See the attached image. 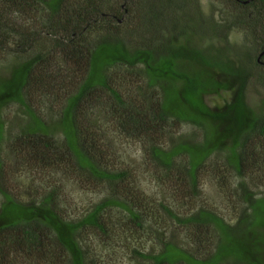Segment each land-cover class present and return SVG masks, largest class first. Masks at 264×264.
I'll list each match as a JSON object with an SVG mask.
<instances>
[{
    "label": "trees",
    "instance_id": "obj_1",
    "mask_svg": "<svg viewBox=\"0 0 264 264\" xmlns=\"http://www.w3.org/2000/svg\"><path fill=\"white\" fill-rule=\"evenodd\" d=\"M218 1L0 0V264H264V0Z\"/></svg>",
    "mask_w": 264,
    "mask_h": 264
},
{
    "label": "rangeland",
    "instance_id": "obj_2",
    "mask_svg": "<svg viewBox=\"0 0 264 264\" xmlns=\"http://www.w3.org/2000/svg\"><path fill=\"white\" fill-rule=\"evenodd\" d=\"M201 7L205 13L212 12L213 9L218 11L219 9H222V5L219 4L218 0H200ZM242 36L234 34V37L230 39L231 43L236 44L237 47H240L239 45L242 44ZM248 45V43H246ZM250 48V44L248 45ZM250 50V49H249ZM250 54H252L251 51H249ZM247 100L249 104L254 108H264V84H260L259 82H250L249 87L247 90ZM229 99V96L227 94H222L221 96H210L206 98V102L211 107L219 106L226 102V100ZM16 112V114H15ZM12 120L20 121L23 119L21 115L18 114L17 110H13L10 115ZM142 179H149L148 175H143ZM144 190L150 194L155 195L154 189L152 188V185L148 183H144ZM203 197L206 202H209L210 204L217 205L220 209H222L224 212L228 213V217L233 219L235 221L236 216L235 213L236 209H233V198L231 199H223L221 195H219L217 192H215L214 187L211 184L210 180H206L204 182L203 187ZM224 205V206H223ZM230 213V214H229ZM177 252V251H176ZM178 253V252H177Z\"/></svg>",
    "mask_w": 264,
    "mask_h": 264
},
{
    "label": "flooded vegetation",
    "instance_id": "obj_3",
    "mask_svg": "<svg viewBox=\"0 0 264 264\" xmlns=\"http://www.w3.org/2000/svg\"><path fill=\"white\" fill-rule=\"evenodd\" d=\"M225 2H236L237 4H242V5H245V6H248L251 2H253V1H256V0H247V1H239V0H224ZM250 32H252V31H250ZM262 32L264 33V27L261 29V28H259V31H258V33L261 35L262 34ZM257 33V34H258ZM258 34V35H259ZM264 53V52H263ZM262 53V54H263ZM263 55H261L260 57H262ZM258 66L261 68V70H263L264 71V63L263 62H261V59L259 58L258 59Z\"/></svg>",
    "mask_w": 264,
    "mask_h": 264
},
{
    "label": "water",
    "instance_id": "obj_4",
    "mask_svg": "<svg viewBox=\"0 0 264 264\" xmlns=\"http://www.w3.org/2000/svg\"><path fill=\"white\" fill-rule=\"evenodd\" d=\"M261 55H264V53H263V54H261Z\"/></svg>",
    "mask_w": 264,
    "mask_h": 264
}]
</instances>
